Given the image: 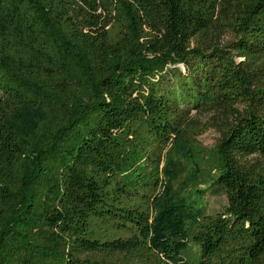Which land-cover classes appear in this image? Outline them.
<instances>
[{"label":"trees","instance_id":"trees-1","mask_svg":"<svg viewBox=\"0 0 264 264\" xmlns=\"http://www.w3.org/2000/svg\"><path fill=\"white\" fill-rule=\"evenodd\" d=\"M0 264H264V0H0Z\"/></svg>","mask_w":264,"mask_h":264},{"label":"rangeland","instance_id":"rangeland-1","mask_svg":"<svg viewBox=\"0 0 264 264\" xmlns=\"http://www.w3.org/2000/svg\"><path fill=\"white\" fill-rule=\"evenodd\" d=\"M229 36L224 37V41H227ZM184 71L183 66H177ZM218 138V134L213 130H207L205 133L198 137L199 142L205 147H212ZM226 204L223 193L219 190H210L202 199V205L206 214H215L219 212Z\"/></svg>","mask_w":264,"mask_h":264}]
</instances>
